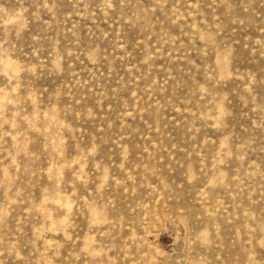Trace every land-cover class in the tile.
I'll return each instance as SVG.
<instances>
[{
	"label": "rangeland",
	"instance_id": "1",
	"mask_svg": "<svg viewBox=\"0 0 264 264\" xmlns=\"http://www.w3.org/2000/svg\"><path fill=\"white\" fill-rule=\"evenodd\" d=\"M0 264H264V0H0Z\"/></svg>",
	"mask_w": 264,
	"mask_h": 264
}]
</instances>
